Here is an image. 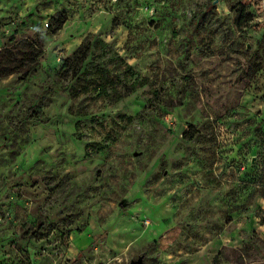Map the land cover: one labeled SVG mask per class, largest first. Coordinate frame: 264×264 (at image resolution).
Returning <instances> with one entry per match:
<instances>
[{
  "label": "rangeland",
  "instance_id": "rangeland-1",
  "mask_svg": "<svg viewBox=\"0 0 264 264\" xmlns=\"http://www.w3.org/2000/svg\"><path fill=\"white\" fill-rule=\"evenodd\" d=\"M262 201L264 0H0V264H264Z\"/></svg>",
  "mask_w": 264,
  "mask_h": 264
},
{
  "label": "built area",
  "instance_id": "built-area-1",
  "mask_svg": "<svg viewBox=\"0 0 264 264\" xmlns=\"http://www.w3.org/2000/svg\"><path fill=\"white\" fill-rule=\"evenodd\" d=\"M46 26H48V24L46 23ZM5 211L2 209L1 205H0V229L2 227L3 221H4V215H5ZM0 248H1V244H0Z\"/></svg>",
  "mask_w": 264,
  "mask_h": 264
},
{
  "label": "crops",
  "instance_id": "crops-1",
  "mask_svg": "<svg viewBox=\"0 0 264 264\" xmlns=\"http://www.w3.org/2000/svg\"><path fill=\"white\" fill-rule=\"evenodd\" d=\"M262 208H264V201H262ZM257 230L264 232V222L257 223Z\"/></svg>",
  "mask_w": 264,
  "mask_h": 264
},
{
  "label": "water",
  "instance_id": "water-1",
  "mask_svg": "<svg viewBox=\"0 0 264 264\" xmlns=\"http://www.w3.org/2000/svg\"><path fill=\"white\" fill-rule=\"evenodd\" d=\"M130 264H138V261H133Z\"/></svg>",
  "mask_w": 264,
  "mask_h": 264
}]
</instances>
